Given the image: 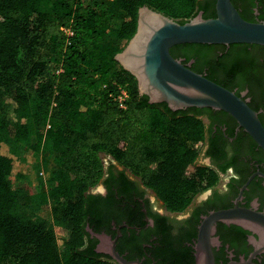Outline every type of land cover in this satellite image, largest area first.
Listing matches in <instances>:
<instances>
[{
  "label": "trees",
  "instance_id": "16d2710c",
  "mask_svg": "<svg viewBox=\"0 0 264 264\" xmlns=\"http://www.w3.org/2000/svg\"><path fill=\"white\" fill-rule=\"evenodd\" d=\"M240 1L233 0L237 8ZM145 5L181 23L200 11L216 16V0H0V264H118L96 251L87 230L100 229L87 193L104 176L102 154L136 175L149 170L148 185L171 212L186 210L216 183V174L196 165L204 122L149 102L115 58L136 33ZM244 9L246 19L252 10ZM252 48L264 53L249 43H184L171 53L194 56L192 69L208 66L206 76L227 88L234 81L254 88L263 86L264 70ZM121 88L129 92L126 108L117 100ZM5 106L20 118L15 131ZM28 149L56 162L50 187L40 181L34 188L40 209L53 200L56 220L62 212L68 221L65 239L14 213L18 197L9 178L18 175L15 162Z\"/></svg>",
  "mask_w": 264,
  "mask_h": 264
},
{
  "label": "flooded vegetation",
  "instance_id": "af4514ba",
  "mask_svg": "<svg viewBox=\"0 0 264 264\" xmlns=\"http://www.w3.org/2000/svg\"><path fill=\"white\" fill-rule=\"evenodd\" d=\"M238 5L241 13L244 6L252 10L247 20L264 21V3L241 0ZM251 52L264 70V53L256 48ZM218 53L224 52L219 49ZM176 57L191 62V67L196 62L182 49ZM208 69L205 66L197 72L207 75ZM229 88L248 100L264 124V83L252 88L234 81ZM192 108L181 110L195 114L206 127L196 165L216 174L217 181L204 188L186 210L171 212L165 208L147 183L149 170L136 175L112 158L104 164L101 182L87 193L92 196L88 203L100 229L89 226L112 238L120 230L116 247L128 259L142 264H196L195 246L205 216L236 205L264 213V150L229 113L211 107ZM88 232L97 247L100 240ZM212 239L215 264H264V251H257L264 234L253 224L218 221Z\"/></svg>",
  "mask_w": 264,
  "mask_h": 264
},
{
  "label": "water",
  "instance_id": "95a60500",
  "mask_svg": "<svg viewBox=\"0 0 264 264\" xmlns=\"http://www.w3.org/2000/svg\"><path fill=\"white\" fill-rule=\"evenodd\" d=\"M184 43L264 46V21L245 19L233 0H216L215 17L205 18L200 11L184 23L145 5L139 9L136 33L115 56L135 76L140 93L147 95L149 102H165L174 111L189 107L223 110L264 150V124L259 113L235 91L193 70L191 62L185 63L171 53L172 47ZM218 221L253 224L264 234V213L238 205L212 211L200 226L196 264H215L212 234ZM87 230L100 240L97 252L110 255L118 264H142L117 250L120 230L116 238L96 233L89 225ZM257 251H264V241Z\"/></svg>",
  "mask_w": 264,
  "mask_h": 264
},
{
  "label": "rangeland",
  "instance_id": "374dc122",
  "mask_svg": "<svg viewBox=\"0 0 264 264\" xmlns=\"http://www.w3.org/2000/svg\"><path fill=\"white\" fill-rule=\"evenodd\" d=\"M121 19V18H120ZM120 19L118 23L120 22ZM6 119L10 128L15 131L19 125L20 118L15 114L11 106L4 107ZM31 129V138L34 139L35 126L29 122ZM110 156L102 154L104 164L109 161ZM16 172L18 175H12L9 178L12 188L17 193L18 203L14 213L24 222H34L38 226L52 229L58 238L65 239L68 237V221L62 212L58 214V221L54 217L51 207L54 205L53 200L47 209H40L39 199L36 197L35 188L40 181H44L47 187H50L49 179L56 167L54 160L44 161L36 155L31 149H28L23 157L15 162ZM62 247L64 258L67 256L66 249Z\"/></svg>",
  "mask_w": 264,
  "mask_h": 264
},
{
  "label": "built area",
  "instance_id": "2783aa9c",
  "mask_svg": "<svg viewBox=\"0 0 264 264\" xmlns=\"http://www.w3.org/2000/svg\"><path fill=\"white\" fill-rule=\"evenodd\" d=\"M65 31L68 34H72V31L70 29H68V28H66ZM128 98H129V92H128V90L125 89V88H121L120 93H119V95L117 97V100L119 101V104H120V106L122 108H126Z\"/></svg>",
  "mask_w": 264,
  "mask_h": 264
}]
</instances>
